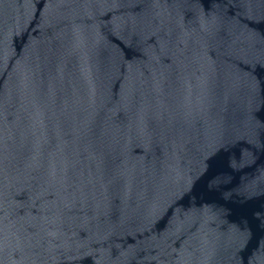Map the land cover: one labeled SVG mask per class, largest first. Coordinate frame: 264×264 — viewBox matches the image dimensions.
I'll return each instance as SVG.
<instances>
[{"label":"water","instance_id":"water-1","mask_svg":"<svg viewBox=\"0 0 264 264\" xmlns=\"http://www.w3.org/2000/svg\"><path fill=\"white\" fill-rule=\"evenodd\" d=\"M0 264H264V0H0Z\"/></svg>","mask_w":264,"mask_h":264}]
</instances>
